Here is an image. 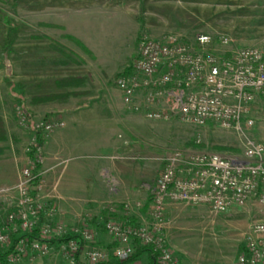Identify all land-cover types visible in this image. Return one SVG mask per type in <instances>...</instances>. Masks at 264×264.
Wrapping results in <instances>:
<instances>
[{"label": "rangeland", "instance_id": "374dc122", "mask_svg": "<svg viewBox=\"0 0 264 264\" xmlns=\"http://www.w3.org/2000/svg\"><path fill=\"white\" fill-rule=\"evenodd\" d=\"M169 33L225 35L233 47L264 50V0H0V115L8 130L0 142V188L17 182L41 120L63 125L42 133L38 192L55 208V220L82 219L99 233L106 219L124 222L139 213L148 218L152 188L172 152L241 153L244 136L218 124L199 126L177 116L150 119L123 103L119 73L135 60L140 40ZM51 58L68 62L56 65ZM66 77L76 80L61 81ZM47 95L53 99H44ZM92 109L95 113L88 112ZM253 115L256 125L247 136L264 143V94L257 96ZM82 119L88 141L99 131L100 160H69L63 146L53 147L56 140L63 145L66 128ZM72 181L79 189L70 194ZM71 197L96 200L90 211L89 203L81 208ZM8 204L0 195L1 221ZM262 220L264 206L256 201L218 214L203 205L174 203L165 234L186 264H233L246 250L251 225Z\"/></svg>", "mask_w": 264, "mask_h": 264}, {"label": "built area", "instance_id": "2783aa9c", "mask_svg": "<svg viewBox=\"0 0 264 264\" xmlns=\"http://www.w3.org/2000/svg\"><path fill=\"white\" fill-rule=\"evenodd\" d=\"M118 88L132 111L156 120L177 116L199 126L218 124L244 136V149L239 154L179 149L166 156L152 188L148 218L139 213L135 217L141 220L106 219L104 230L114 242L108 248L99 244V231L82 219L74 224L55 220V208L38 192L44 161L38 135L63 125L41 120L35 124L17 182L0 188L9 201V212L0 220L6 263L18 264L52 251L70 264L125 263L138 247H145L151 249L155 264H186L165 234L171 204L203 205L216 214L252 201L264 206V143L247 136L256 125L253 104L264 94V50L233 47L225 35L145 36L132 71L118 80ZM19 114L26 122L24 113ZM233 264H264V220L251 225L246 250Z\"/></svg>", "mask_w": 264, "mask_h": 264}, {"label": "crops", "instance_id": "0c3cea01", "mask_svg": "<svg viewBox=\"0 0 264 264\" xmlns=\"http://www.w3.org/2000/svg\"><path fill=\"white\" fill-rule=\"evenodd\" d=\"M92 111H93V113H95L93 109L88 110V112H92ZM91 121H95V119H92ZM84 124H86V123H84L83 119H82L79 126L77 124H72L71 126L69 125L65 130V139L63 140V145H61L62 144L61 140L54 141L53 147H54L55 151H56L57 147L59 148V147L63 146L64 147L63 150L66 153V155L68 156L67 158L69 160L70 159L71 160H78V161L85 160L87 162H89L90 160L91 161L92 160L93 161L100 160L98 158L102 157L100 155L103 154V153H101V151L104 150V147H103L104 145H103L102 141H100V135L98 133L99 131L97 129V132H96L97 134L95 135V137H93V140L88 141L89 139L83 136V129H82L83 127L82 126ZM79 130H80V132H79ZM76 166H74V169H76ZM71 184H72V188L68 189L70 194L71 193H77L76 191H78V189H79L78 184L74 183L73 181L71 182ZM97 191H99V190H97ZM67 194H69V193H67ZM95 200H96L95 197H92L89 199H84V198L78 199L77 197H71V199H69L70 203L75 202V204L76 203L80 204L81 208H84V206H86V203H89L88 207H90V211L92 210L91 205H93V202ZM123 201L121 200V202L116 204L117 207L119 206L120 203L123 204L124 203ZM121 204H120V206H121ZM112 208L115 209V207H113V206H112ZM117 211H119V210H117ZM68 217L69 218L71 217V219H72L73 215L69 214ZM68 217H65V218H68ZM132 219H133V221L137 220L135 217L130 218V220H132ZM126 220H129V218ZM70 224H74V223L71 222ZM98 242H99V244L106 246L108 248H112L114 246V242H113L111 236H109L103 228L99 233ZM139 248L140 247L137 248V251L139 250ZM178 256L185 258L184 254H178ZM186 258H187V256H186ZM118 263H120V262H116L114 260H111V261H108V262H105L102 264H118ZM18 264H70V263H68L59 253H57L56 251H52L50 254H48L46 256H39V257H36L34 259H31V258L30 259H24L22 262H20ZM78 264H87V263L80 261ZM120 264H155V258H154V255L149 250H146V251L140 252L136 257H133L130 261L125 262V263H120Z\"/></svg>", "mask_w": 264, "mask_h": 264}, {"label": "trees", "instance_id": "16d2710c", "mask_svg": "<svg viewBox=\"0 0 264 264\" xmlns=\"http://www.w3.org/2000/svg\"><path fill=\"white\" fill-rule=\"evenodd\" d=\"M61 51H62V50H61ZM61 53H64V52L62 51ZM51 59H52V58H51ZM51 59H49V61H50ZM51 62H53V64L59 65V64H65V63H67L68 61H67V59H62V58H53V59L51 60ZM131 71H132V63H131L129 66H127L122 72L119 73V77H118V78L120 79L122 76H125V75L129 74ZM119 79H118V80H119ZM75 80H76L75 78H72V77H66V78H64V79L61 80V81H65V82H73V81H75ZM60 83H62V82H60ZM72 84H74V83H72ZM52 97H53V96L47 95V97H45L44 99L51 100V99H53ZM0 106H1V101H0ZM7 138H8V130H7V127H6V123H5V120H4L3 116L0 115V142L6 140ZM38 141H39L40 143L42 142V135H41L40 133H39V135H38ZM150 199H151V197H150ZM132 220H133V219H132ZM146 250H149V251L152 253L151 249H148V248H145V247H140L138 251L136 250V252H135L134 255L132 256V258H133V257H136L140 252H143V251H146ZM152 254H153V253H152ZM5 257H6V252H5V251L0 252V264H7V263L5 262ZM132 258H131V259H132ZM131 259H130V260H131ZM130 260H129V261H130ZM118 264H120V263H118Z\"/></svg>", "mask_w": 264, "mask_h": 264}]
</instances>
